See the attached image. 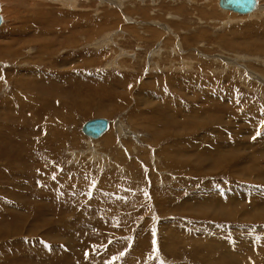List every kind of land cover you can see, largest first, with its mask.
<instances>
[{"label":"rangeland","instance_id":"rangeland-1","mask_svg":"<svg viewBox=\"0 0 264 264\" xmlns=\"http://www.w3.org/2000/svg\"><path fill=\"white\" fill-rule=\"evenodd\" d=\"M256 1L0 0V264H264Z\"/></svg>","mask_w":264,"mask_h":264},{"label":"water","instance_id":"water-1","mask_svg":"<svg viewBox=\"0 0 264 264\" xmlns=\"http://www.w3.org/2000/svg\"><path fill=\"white\" fill-rule=\"evenodd\" d=\"M255 5V0H219V6L222 9L232 10L239 14L248 13ZM1 23V19H0ZM108 121L104 118H96L84 122L81 132L84 136L90 138H99L108 131Z\"/></svg>","mask_w":264,"mask_h":264},{"label":"bare ground","instance_id":"bare-ground-1","mask_svg":"<svg viewBox=\"0 0 264 264\" xmlns=\"http://www.w3.org/2000/svg\"><path fill=\"white\" fill-rule=\"evenodd\" d=\"M79 1V0H78ZM83 2H86V0H82ZM193 1H195V0H186V2L188 3V4H190V3H192ZM63 2V1H62ZM74 2H76V0L74 1L73 0V2H70V4H72V3H74ZM101 3L103 2V1H100ZM207 2V0H203V2L201 3V6L203 7L202 9H207V6L205 5V3ZM209 2V1H208ZM212 3L214 4V6H215V10H216V7H218L219 8V10H221V11H230V13L231 12H233V14L235 13L236 15H242V17H243V15H246L247 17L248 16H250V15H252V14H254V13H256L258 10H259V8L258 9H256L257 8V5H258V1H256L255 0V5L252 7V10L250 11V12H248V13H244V14H239V13H236V12H234V11H232V10H228V9H222V8H220V6H219V0H212ZM69 4V5H70ZM262 4V3H261ZM67 5H68V3H67ZM213 6V5H212ZM260 6V5H259ZM1 7V6H0ZM179 9H181V8H179ZM263 9V8H262ZM178 11V10H177ZM200 11H202V10H200ZM217 11H218V9H217ZM226 12V13H227ZM219 13H220V11H219ZM226 13H222V15L224 14V16H225V14ZM229 13V14H230ZM251 13V14H250ZM257 14V13H256ZM259 14V13H258ZM228 15V14H227ZM226 15V16H227ZM171 16V15H170ZM230 16V15H229ZM257 16V15H256ZM175 17V16H174ZM177 17V16H176ZM237 17V16H236ZM245 17V16H244ZM210 18H211V16H210ZM228 18V17H227ZM239 18H241V16H239ZM0 19H1V23H2V21H3V18H2V15H1V9H0ZM229 19H232V18H229ZM233 19H234V17H233ZM226 22H227V20H226ZM1 23H0V25H1ZM158 38V37H157ZM18 42V41H17ZM17 42H15V43H17ZM33 42V41H32ZM18 44V43H17ZM9 48V47H8ZM159 52V51H158ZM157 52V53H158ZM15 54V53H14ZM158 55H159V53H158ZM152 58V57H151ZM1 59V58H0ZM151 60V59H150ZM105 119V118H104ZM108 121V120H107ZM108 126H109V128H108V130L110 129V124H109V122H108ZM122 129V128H121ZM106 132H108V131H106ZM105 132V133H106ZM104 133V134H105ZM103 134V135H104ZM108 134V133H107ZM102 135V136H103ZM101 136V137H102ZM107 135H104L103 137H102V139H104V137L106 138V140H105V142L107 141V140H109L110 141V136H108V137H106ZM87 139H90V140H92V141H95V140H98V139H100L101 137H99V138H90V137H87V136H85ZM107 143V142H106ZM111 143V142H110ZM108 144V143H107ZM220 150V149H219ZM232 196V195H231ZM223 204V203H222ZM60 248V247H59Z\"/></svg>","mask_w":264,"mask_h":264}]
</instances>
